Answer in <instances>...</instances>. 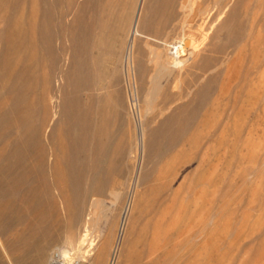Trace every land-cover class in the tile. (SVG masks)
I'll return each instance as SVG.
<instances>
[{"label": "bare ground", "instance_id": "obj_1", "mask_svg": "<svg viewBox=\"0 0 264 264\" xmlns=\"http://www.w3.org/2000/svg\"><path fill=\"white\" fill-rule=\"evenodd\" d=\"M82 2L43 0L42 7L31 8L25 14L28 44L41 43L42 46L40 53L26 50L30 52L26 64L28 78L35 76L36 65L43 61L47 88L50 77L69 80L74 89L81 85L92 87L94 78L104 76L96 67L102 47L110 39L107 46L116 51L125 78L130 77L132 67L139 78L146 74L149 87L143 91L142 102L145 110L157 112L144 120L141 115L138 131H132L129 123H125L126 110L119 91L113 89L109 93L103 85L95 87L99 89L94 91L97 94H88L83 103L77 94L69 96L65 92L57 105L43 104L44 113L57 106L58 110L54 109L52 115L57 113L63 117L55 120L47 134V152L41 153V168L38 166L41 170H38L46 184L43 187H49L44 173L47 161L48 173L51 170L58 175L68 174V183L76 190L74 214L68 225L76 224L77 229L60 239L75 247L77 259L68 262L70 250L62 248L52 254L49 264H80L85 254L89 264H181L190 256H193L191 264H204L203 256L208 250L216 257L264 258V159L257 161L264 148V52L257 54L254 50L255 56L249 57L254 70L248 64L250 68L246 66L244 78L231 82V78L227 79L230 71L239 69H232L233 62L229 63L232 51H225L226 47L237 46L244 40H250L246 41L250 42L249 46L264 45V0L218 1L219 9L207 25L211 32L205 43L211 50L218 49L219 59L207 67L210 68L208 73L194 74L197 76L184 92L186 96L192 94L189 100L169 112H166L169 104L173 105L170 101L165 108L155 106L156 99L162 95L165 101L171 97H168L169 92L163 91L162 78H179L203 66V60L195 58L198 44L190 33L197 25H194L199 19L196 16L203 9L197 4L193 6L190 0H85L91 2L90 10L86 11V4ZM214 2H211L213 6ZM63 13L71 15L65 24L58 20ZM204 14L202 16L207 15ZM111 18L114 21L110 22ZM56 29L67 32L68 48H52L53 35L58 33ZM117 41L118 48L114 44ZM143 47L148 49V59L143 57ZM62 53L68 60L64 70L59 66ZM143 58L152 64L149 70ZM113 66L109 72L107 70L111 77L107 80L109 84H116L120 79L117 80L120 76ZM16 76L13 74V80ZM218 77L221 79L212 96ZM54 85L56 89L49 98L58 97L62 88L59 83ZM26 135L31 142L38 136V127L29 126ZM167 150L171 153L159 167ZM126 156L131 161L129 170H125L122 163ZM194 159L196 163L185 177L183 175L182 183L173 186L171 182L180 167ZM148 161L151 166L144 165ZM30 168L28 171H33L34 168ZM197 174L199 191L187 192L185 196L190 199L184 203L177 201L187 184L188 189L193 186ZM85 179L87 188L82 186ZM246 183H250L249 192L233 200V194ZM139 187L143 190L139 191ZM128 189L131 190L127 196ZM86 190L90 192L88 200ZM104 194L110 198L107 203L101 196ZM229 195L233 198H226ZM122 198L123 203H120ZM230 200L234 205H229L233 207L227 210ZM150 201L151 208L147 207ZM62 203L66 205V200ZM192 213L194 216H189ZM187 220H192V230L181 227L182 223L186 226ZM142 238L147 241L142 242ZM255 242L261 247L255 249ZM177 244L187 249L173 262L174 254L170 251ZM45 252L44 247L37 250L34 264H45Z\"/></svg>", "mask_w": 264, "mask_h": 264}, {"label": "rangeland", "instance_id": "obj_2", "mask_svg": "<svg viewBox=\"0 0 264 264\" xmlns=\"http://www.w3.org/2000/svg\"><path fill=\"white\" fill-rule=\"evenodd\" d=\"M30 1L31 0H0V54H1L0 56V264H34L35 262L34 259L37 258L36 256L37 250L41 247L46 248V252L44 256L45 264H49V261H51L50 258L52 254H54L55 252H57L62 248H67L68 250H70V258L67 259L68 262L69 259L73 262L74 260L77 259L78 252L77 253L75 252L77 251L75 247H72V245L70 246V243L68 244L66 240L62 241V239H60L63 238V236L67 232L72 233L77 229V226H75L76 224H74L72 227L68 225L70 218H72L74 214V197L76 195V190H74V188L70 186V183H68L69 181L66 178L69 176L68 174L62 172V174L58 175L57 173L51 172V170H49L48 173L47 171L48 169H46L47 161H45L44 163V168H45L44 173L46 176L47 185L49 186L48 189H45L46 184L41 178L42 174L40 172L41 166L39 165V160H41V153H43V151L47 152V146H46L47 134L50 131V129L53 127V125H55L54 123L55 120L58 117H60V119L63 118L57 113L54 114V116L52 115L54 109L56 111L58 110L57 106L56 108L55 107L51 108L52 110L48 108V110L44 113L43 112L44 103H50L53 106H55V104L57 105L58 101L60 100V97L65 92H66L65 94L69 96H74L75 94H77L80 98V102L83 103L86 101V96H88V94L92 92H93L92 94H94L95 93L94 91L96 92L97 90L99 91V89H96L98 88L97 86L103 85L104 87H106L105 91L109 93H111L113 89L119 91L124 102L125 110L127 112V113L125 112L124 114L125 123L127 124L129 123V128L132 131L133 130L138 131L137 123H138V119L141 118V115H142L141 119L144 120L146 116L147 118H149L151 117L152 113L157 112V111L152 112V110H145V103L142 102L144 101L143 98L145 97V92L147 90V89L145 90V88L149 87L148 86L149 83L147 82L148 78L146 77V74L144 75V78L140 77L141 78L140 80V78L137 76L138 74H136L135 72L136 69L132 67L130 77L125 78L121 73V69L118 64L117 54L115 55L116 51H113L112 48H109V45L107 46V43L110 42V39L107 40V42L104 44V47H102L103 52L101 51V55H100L101 59H99L100 62H98L99 63L97 65L98 68L96 67V71L98 72L102 71L103 73L102 72L100 73L104 74L105 77L102 75L100 76L101 78L100 77L94 78L95 86L93 85L92 87H90L89 85H81L79 88L74 89L72 83L69 80H66L64 78L62 79L61 77L60 78L50 77L51 83L50 86L47 88L44 79L46 74L45 73L46 67H45V62L43 61L38 62V64L36 65L35 76L33 78H28V73L26 69L27 55L31 51L40 53L41 52L40 48H42L41 43H37L36 45H29L26 39L27 38L25 32L26 27L24 24L25 14H27L31 8L37 9L43 4V0H36L37 2L34 4H32ZM78 1L76 0L77 3H81L82 1H84L82 2V4L83 5L86 4L84 5L86 11L90 10L89 8H91V4H90L91 2L86 3L85 0H78ZM213 1H215L213 4L216 3L217 6L216 5L213 6L211 4V2ZM218 1L220 0H199V1L190 0L193 6H196L197 4L200 8L203 9V12H200L196 16V18L198 17L199 19L197 21L196 20L194 21V25L196 24L197 25L194 26L190 32L192 34L193 39L198 44V50H199L198 56L195 58L198 61L200 59V62L201 60H203V63H201L203 66L200 67L202 68L201 70H199L200 68L191 69V72H189V74L185 75L183 73L184 75L182 74L179 78H173V77L168 79L162 78V81H164L163 83H165L163 84V91L166 94H168L169 92L168 97L171 96L170 97L171 99L168 98L169 100L167 99L168 101H165V99H162L164 98V95H162L161 96L162 98L159 97L156 99L157 100L155 101V104H157L155 105L156 107L159 105L160 107L162 106V108H165V106H168L166 103L170 101L169 103H172L173 105L168 103L169 108L166 112H169L170 110L175 109L177 105L179 106L180 104L187 102L192 94H188L186 96L184 92H186L188 89L187 84L188 83L191 84L194 81L193 79H195V77L197 76L194 74L195 73L199 74V72L200 74L201 72L202 74L208 73V70L210 68L207 69V67L213 66L216 63L215 61H218L219 59L218 56L220 55L218 54L219 53L218 49L213 48L211 50V48H209L208 45L205 43L209 40V36L211 32L208 29L207 25H209L210 23L209 21H211L212 17L217 13L219 9L220 4H218ZM211 6L215 7V9L211 8ZM204 10L207 13H205ZM203 14L204 15L207 14L208 16L207 15L202 16ZM70 18L71 15L69 13L68 14L63 13V17L61 15V17H59L58 20L59 21L62 20L60 23L63 22L62 24H65L70 21ZM54 19L57 20L55 17ZM112 21L114 20L111 18L110 22ZM198 21L199 23H197ZM57 30L58 29H56V32L58 33L53 35L52 42L54 43H52L53 45L52 48H68L67 46L69 44V41H68L67 32L61 33L59 32V30L58 31ZM201 31H205V32H201ZM109 33H110L109 35L111 36L112 32L110 30ZM56 36H58L57 39ZM224 36L225 35L222 36L223 39L225 38ZM246 41H250V40H246ZM246 41L245 40L242 41L237 46L233 45L234 47L228 46L226 47V49L223 48V51L224 49L225 51L226 50L232 51L231 54L232 59L229 61V63L233 62L232 69L233 67L235 69L237 68L239 69L238 71L235 70V72H232L234 71V69L231 70L230 71L231 76L228 74L230 77L227 75L228 76L227 79L231 78L230 79V81L232 80L231 82H234V79L235 80L242 79V76L244 78V74L247 72L245 71L246 69L251 67V69L254 70V67L252 66L253 63H251L252 59H250L249 57H251L252 55L255 56L254 54L255 51L257 52V54L260 53V51L264 52L263 44L262 46L258 45L257 47L256 46L254 47L251 44L249 46L248 44L250 42L247 43ZM203 42L204 44H202ZM114 44L115 45L117 44L115 46L117 48L120 45L118 41L115 42ZM242 45H244L245 47ZM239 46H241L240 47L241 49L239 48ZM30 47L32 48L34 47V48L32 49ZM244 48H246L247 50H244ZM26 50H29L30 52ZM213 50L214 52H212ZM1 51L2 53H4L3 56ZM141 52L143 53V57L145 58L148 57L149 52L146 47H143V49H141ZM64 53H62V55ZM65 54L67 55V53ZM65 54L61 56L62 58L60 57V61H59V66L63 70L68 67V60L67 57H65L66 56ZM214 55L217 57L215 58ZM206 58H208V60ZM234 58H236L237 60H235ZM147 59H144L146 60L144 64H146V68L148 69L150 66H152V64L148 62ZM205 60H207L208 63ZM238 63L239 65L240 64L241 65L239 66ZM248 64H250V67L248 66ZM113 65L116 66V70H115L116 74L117 75L119 74L120 76L117 77V80L119 78L120 79L117 81L116 84L111 82L109 84L107 83V80L110 81L111 77H108L109 74L108 72L110 71V68H112ZM97 69H99L100 71ZM251 69L249 70L253 71ZM133 72L135 74H133ZM13 74L17 75L16 80H13L14 79ZM221 78L219 77L217 78L218 79L217 83L214 85L215 88L213 87V90L211 92L212 96H214V94L216 93L215 92L217 90L216 85H218V82L220 81ZM53 79L56 80L55 81L56 84L57 83H59V85L61 84L62 88L58 92V97L53 96L49 98V96L56 89V85H54L55 82H53L54 81ZM117 86L118 87L120 86L119 89ZM191 86L193 87V85ZM46 90L49 91L47 92ZM163 102L166 105H164ZM142 106L144 108H142ZM141 112L144 114H140ZM31 125L38 127V136L35 139H32L31 142H29L26 135V129ZM148 125H150V123ZM115 127L116 129H118L117 128L118 124H116ZM185 147H187V145ZM170 153L171 152H169L168 150L164 152L163 156L161 157L158 163L159 167L163 166L164 162L167 161V158L170 155ZM126 159L127 156L125 159H123L122 162L124 163L123 167L125 166L124 169L129 170L131 168V161H129V159L127 160ZM262 159H264V148L261 150L260 156L257 157V161L258 160L261 161ZM190 163L185 164V166L183 165L184 167L183 166L180 167V170L176 174L175 180L171 182L173 186H176V183L177 184L182 183L181 180L183 179L182 178L183 175L185 177L191 171L192 167L196 163V160L194 159ZM144 165L151 166L152 163L148 161V162H144ZM38 166L40 168H38ZM29 167H31L30 170L34 168L33 171L29 172L28 171ZM57 179L60 180L58 181ZM198 179L199 176L197 174V176L196 175L194 176L193 186L190 189H188V184H187L184 190H182L180 195L178 196L177 201L184 203L188 199H190V197L185 196L187 192L197 193L199 191L200 185L197 182ZM120 180L123 181V176L121 177ZM85 181L87 182L88 180L85 179L82 182L83 188L88 187V185H85ZM184 181L188 182V178ZM43 184H45L44 185L45 187H43ZM51 184H53V186L55 187H53ZM141 186L143 187L144 185L141 184ZM138 189L139 191L143 190V188L141 187H139ZM130 190L131 189H128L127 196L130 194ZM249 190H250V183H246L243 186V188H240L238 192H235V194H233L235 195L234 198L232 197L233 195L231 196L229 195V197L227 196L226 198L232 197L233 200L234 199L237 200V198L243 196L244 192L247 193L249 192ZM89 196H90V192L86 190L87 200ZM101 196L104 198L105 203L110 201V198L107 194ZM123 198L121 199L120 203L121 202L123 203ZM64 200H66V205H63L64 203H62L64 202ZM231 202L232 200H230V204L228 203L227 210L233 207V206L228 207L229 205H234ZM155 204L156 203L154 202V205ZM151 205L152 202L150 201V204L147 205V207L151 208ZM190 215L194 216L193 213L189 214V216ZM189 222L186 223V226H184L185 223H182L181 227L183 229L186 228L187 230L188 229L192 230L193 222L192 220ZM144 230L145 229H143V233L145 234ZM53 236H55L54 237L55 241ZM57 236L60 240H58ZM145 236L146 235H144V237ZM145 238L144 240L143 238L141 239L142 242L147 241L145 240ZM255 244H254L255 249L261 247V244L259 242H255ZM143 245L144 244L142 243V245L140 246ZM140 246L138 244V248H141ZM176 246L172 249V251H170L171 254H174L172 258L173 262L175 261V259H178L181 256V254H183L185 249H187V247H184L182 249L181 247H179L180 246L179 244H177ZM84 256L85 257L83 258L85 259H83V261L81 260L80 264H89L88 263L89 260L86 261V259H89L87 258L88 255L85 254ZM258 258L235 257L231 259L224 256L216 257L211 252L209 253L208 250V252L205 253L203 256V262L204 264H264V258L261 259ZM192 260H193V256L187 257L181 264H191Z\"/></svg>", "mask_w": 264, "mask_h": 264}]
</instances>
